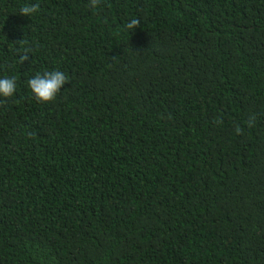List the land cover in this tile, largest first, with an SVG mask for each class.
<instances>
[{
	"label": "trees",
	"instance_id": "1",
	"mask_svg": "<svg viewBox=\"0 0 264 264\" xmlns=\"http://www.w3.org/2000/svg\"><path fill=\"white\" fill-rule=\"evenodd\" d=\"M91 4L0 0V264H264V0Z\"/></svg>",
	"mask_w": 264,
	"mask_h": 264
},
{
	"label": "clouds",
	"instance_id": "2",
	"mask_svg": "<svg viewBox=\"0 0 264 264\" xmlns=\"http://www.w3.org/2000/svg\"><path fill=\"white\" fill-rule=\"evenodd\" d=\"M100 0H92L91 6H99ZM39 4L25 5L20 8L19 14L32 18L39 10ZM140 21L133 18L125 25L126 30L134 32L139 27ZM30 57L25 53L20 57L21 63L29 61ZM67 77L59 70L38 73L30 78L27 83L30 91L38 101L49 103L56 99L58 93L65 87ZM17 91V81L12 77H0V97L10 98Z\"/></svg>",
	"mask_w": 264,
	"mask_h": 264
}]
</instances>
